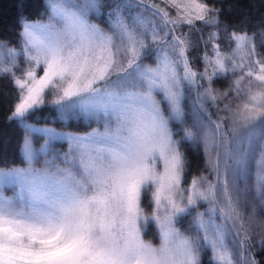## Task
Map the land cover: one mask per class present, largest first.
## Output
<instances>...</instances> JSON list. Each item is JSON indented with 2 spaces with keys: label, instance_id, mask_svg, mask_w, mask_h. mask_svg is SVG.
Listing matches in <instances>:
<instances>
[{
  "label": "snow or ice",
  "instance_id": "obj_1",
  "mask_svg": "<svg viewBox=\"0 0 264 264\" xmlns=\"http://www.w3.org/2000/svg\"><path fill=\"white\" fill-rule=\"evenodd\" d=\"M163 3L45 0L46 19L22 21L19 48L0 44V78L19 96L7 120L24 132L19 164L0 165V264H204L205 249L209 264H238L226 241L243 227L242 198L254 191L264 204V59L251 61L247 34L233 32L224 52L215 31L204 71L194 70L190 33H179L197 21L219 29V10ZM230 71L242 73L235 107L211 87ZM45 105L55 120L97 127L77 135L30 123ZM185 144L202 148L208 169L187 186Z\"/></svg>",
  "mask_w": 264,
  "mask_h": 264
},
{
  "label": "trees",
  "instance_id": "obj_2",
  "mask_svg": "<svg viewBox=\"0 0 264 264\" xmlns=\"http://www.w3.org/2000/svg\"><path fill=\"white\" fill-rule=\"evenodd\" d=\"M201 2H206L214 10H219L220 24L219 29H216L197 21L194 28L189 26L182 28L181 31L190 33L188 38L191 40L192 49L189 58L196 67L200 64L203 43L211 32L219 31V44L226 46L233 32L253 34L264 30V0H201ZM45 12V0H0V40L17 44L20 39L21 19H40ZM18 98V90L14 87L12 79L8 76L0 78V165L2 166L18 165L20 160L19 148L23 142L24 132L15 121L7 120ZM44 113L55 114L53 108L45 105L30 119H35L37 114ZM35 120L39 123H54L48 117L45 119L37 117ZM72 127L81 128L74 125ZM184 151L187 158L184 180L185 184H189L190 180L202 170L203 159L201 153H195L188 144L184 145ZM209 258L208 253H204V264H209ZM254 258L258 264H264V250L256 251Z\"/></svg>",
  "mask_w": 264,
  "mask_h": 264
},
{
  "label": "rangeland",
  "instance_id": "obj_3",
  "mask_svg": "<svg viewBox=\"0 0 264 264\" xmlns=\"http://www.w3.org/2000/svg\"><path fill=\"white\" fill-rule=\"evenodd\" d=\"M106 1H102V2L105 5H109L111 4V2H113V0H106ZM146 2L150 4L153 2V0H146ZM155 3L160 4L161 7H165V8L168 7L167 4L163 3V0H155ZM104 8H103V13H107L109 11V8L107 7H106L107 9L106 8L104 9ZM175 14H176V10L171 9V15L174 17ZM146 15H150V13H146ZM43 17L46 19L45 13ZM24 20L36 21L39 19L29 20L26 18H22L21 24H22V21ZM105 20H106V16L102 14L99 17H97L96 22H99L101 26H104ZM185 26L187 27L188 25H185ZM179 34L188 35L187 31H184V32L181 31V33ZM237 34H247V33H237ZM247 36L253 38L249 44V47L254 48L255 52L257 53L256 56H253L251 58V61L254 63L256 60L264 59V30H260L258 33L247 34ZM19 41L17 44H10L6 42L5 40H0V44H4L8 48H19L20 46ZM219 45L221 49L226 53H230L232 49L235 48V43L230 42L229 40L226 46H222L221 44ZM205 51H208L209 53L212 52L211 44H209L208 48L206 49L203 43V52L201 54V57L199 58L200 59L199 67H196L195 64L192 62L193 69L201 73L205 69V61H204ZM17 59H18L19 69L16 70V74L19 76V75H22L25 70H27L28 65L24 62L22 55L19 56ZM236 62L237 63L241 62L239 57H237ZM145 63H154V60H145ZM253 63H250L247 67H245L244 71L247 72L249 70V67L253 66ZM257 70H258V66H257ZM38 75H42V69L38 72ZM241 75L242 73H240L239 71H237L235 75H233L232 72L230 71L226 77L217 78L211 84V87L215 89L218 93L230 92V98L233 100V107H235L236 103H240L239 98L236 97L235 92L232 89H233L234 81L238 80ZM8 77L11 78L10 75ZM204 83H205V86H207V81H204ZM246 84H247V81H245V86ZM194 97H195V91L193 90L192 98ZM49 99H51V97H49ZM189 103H190L189 100L185 101L186 106ZM224 103H227V101L220 102L221 108L223 107ZM211 111L213 113L212 118L216 119L217 109L215 107H212ZM220 115H224V113L221 112ZM54 116L55 114L53 115L52 113H49V114L44 113L42 115L37 114L35 116V119H37V117L44 118V119L48 117L54 123H39V122H36L35 119H30V118H29V122L34 123L37 127H51V128H55L58 131H64L67 133L77 134V135L87 134L97 127V124L94 121V119H90L87 117H81L78 119L66 120V121L61 122L59 120H55ZM72 125H74L75 127H81V128L76 129V128H73ZM101 130H102V126H101ZM40 144H43L42 138L37 139L36 141L37 147ZM55 147L59 149L60 151H65L67 150L68 145H67V142L58 141L56 142ZM190 147L194 150L195 153L200 152L201 158L203 159L202 170L195 176L198 177L202 175H208V169L205 164V157H204L202 148L200 150H197L195 146L190 145ZM209 179H212V176H209ZM191 180H190V183H191ZM248 184L249 186L252 185L251 177L249 178ZM187 185L188 184H185V186ZM240 186L241 188L244 187L243 182H241ZM7 194L10 195L11 193L9 192ZM242 200H243V203H242L243 227L240 228V235L236 236L235 232H233L232 235L227 238L226 242L229 244L230 249L235 259L238 261V264H251V261L253 259L255 260L254 253L259 250H264V204L261 203L260 199L255 197L254 191H250L247 194L246 198H242ZM186 225H187V221H183L182 226L187 227ZM155 231L156 230H155L154 225L150 226L149 229L144 233V238L148 240L153 239ZM234 237L236 240L235 244L232 243ZM204 253H208L209 257L211 256V252L208 249H205Z\"/></svg>",
  "mask_w": 264,
  "mask_h": 264
}]
</instances>
